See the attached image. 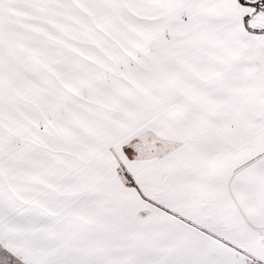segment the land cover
Here are the masks:
<instances>
[{"label": "snow or ice", "instance_id": "obj_1", "mask_svg": "<svg viewBox=\"0 0 264 264\" xmlns=\"http://www.w3.org/2000/svg\"><path fill=\"white\" fill-rule=\"evenodd\" d=\"M0 264H264V0H0Z\"/></svg>", "mask_w": 264, "mask_h": 264}]
</instances>
